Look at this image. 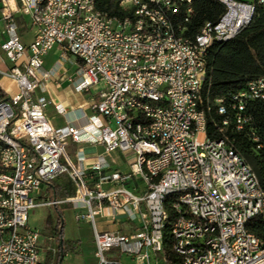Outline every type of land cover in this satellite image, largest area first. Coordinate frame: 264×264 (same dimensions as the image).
<instances>
[{
    "label": "built area",
    "instance_id": "built-area-1",
    "mask_svg": "<svg viewBox=\"0 0 264 264\" xmlns=\"http://www.w3.org/2000/svg\"><path fill=\"white\" fill-rule=\"evenodd\" d=\"M115 1L125 21L101 22L87 13L86 0L0 1L6 38L0 47V136L14 143V152L0 150V264H47L29 214L59 205L39 203L38 197L65 175L88 212L77 221L93 226L98 264H121L112 262L116 254L134 264H208L212 253H219L217 264H264V183L229 141L204 135L202 98L206 50L248 29L264 13V0H218L225 13L203 37L186 36L182 25L174 24L190 23L194 0ZM136 12L147 16L149 26L128 21ZM26 18L34 32L30 47L21 44ZM166 27H173V37H166ZM55 48L63 59L75 61L79 83L68 101L76 122L59 129L45 114L46 100L36 96L53 77L44 65ZM185 88H195L198 98L185 96ZM97 89V101L83 98L82 93ZM138 99H147V106H138ZM229 100L232 118L225 123L259 144L247 107L264 102V78ZM222 103L216 101L220 108ZM195 105H202L201 114H194ZM57 111L67 115L63 108ZM140 133L163 140L164 149L141 143ZM69 143L103 148L89 170L93 190L81 166L86 157L78 154L73 165L66 153ZM145 150H153V157H145ZM116 153L125 157L129 175L111 170L106 156ZM140 165H148L154 180L138 176ZM136 181L142 185L140 196ZM170 194H183V202L171 206L178 220L170 235H175L176 253H186L185 263H172L157 252L158 226L168 223L160 201ZM105 208L114 222L121 217L133 225V233L99 232L96 219ZM254 221L261 223L262 238L248 236Z\"/></svg>",
    "mask_w": 264,
    "mask_h": 264
},
{
    "label": "trees",
    "instance_id": "trees-1",
    "mask_svg": "<svg viewBox=\"0 0 264 264\" xmlns=\"http://www.w3.org/2000/svg\"><path fill=\"white\" fill-rule=\"evenodd\" d=\"M96 10L119 21L127 17L115 0H96ZM224 13L225 8L218 0H194L193 15L190 23L185 26L188 30L186 36L198 34L207 24L216 25ZM174 24L178 26L183 22L180 19ZM261 78H264V13H259L250 27L230 43L214 44L208 50L202 92L203 110L207 119V137L213 141L223 139L229 141L246 159L260 182L264 183V102L253 103L247 107V114L253 121L259 144L253 143L247 132L238 133L233 123L225 128L223 134L219 133L218 130L224 117L218 114L215 104L216 101L223 100L225 107L230 108V95L242 92L248 84ZM0 101H3L1 97ZM229 117L231 119L232 115ZM259 146L262 147L260 150ZM57 201L58 198L55 196V202ZM53 208L57 215L53 233L59 243L54 262L61 264L69 253H74V247L64 242L62 213L58 210V206ZM167 209L172 223L174 216L169 206ZM47 225H51V222L49 221ZM251 228L257 237H263V229L259 221H254ZM170 233L169 227L165 234V250L169 255L172 245ZM51 262L53 261L49 259L47 264Z\"/></svg>",
    "mask_w": 264,
    "mask_h": 264
},
{
    "label": "crops",
    "instance_id": "crops-1",
    "mask_svg": "<svg viewBox=\"0 0 264 264\" xmlns=\"http://www.w3.org/2000/svg\"><path fill=\"white\" fill-rule=\"evenodd\" d=\"M1 1V0H0ZM21 24L24 22L20 21ZM2 23V22H1ZM4 26V24L2 23ZM4 28L2 29L3 31L1 32L0 35V47L6 40L4 36ZM31 31L32 32V39L34 40V32L31 30L30 25L24 24V28L21 30V39L24 36V32L26 31ZM54 51V50H53ZM52 51V52H53ZM51 52V53H52ZM51 53L48 55V57L45 59V65H44V70L47 73H53V77L50 78L45 82V84L42 86V89L37 93V98L40 99H45L47 100L49 106L45 108V114L51 123V125L54 128H62L68 124H71L73 122H76L77 115L71 113V108L69 105V99L77 94V90L79 87V83L76 80V73H77V65L75 61L71 58H62L60 50L57 49L54 53V60L55 63L52 65L50 69H46V66L48 65L47 61ZM84 98V96H83ZM85 99V98H84ZM98 97L95 99L91 97V95L88 96V99L86 101L94 102L97 101ZM58 108H63L65 112L67 113L66 116H61L59 112L57 111ZM69 145V144H68ZM70 146H72V153L74 157V162L73 165L77 166V155L82 153L86 157V163L82 164L81 166L87 170V176H88V189L93 190L94 189V184L90 181V166L93 162V159L96 156H101L104 154V150L100 146H94L88 143H84L81 145H75L73 143H70ZM68 148V147H67ZM122 155L120 153H116L110 156H106L107 162L111 166V170L113 172L120 173L122 175H129L130 174V169L127 166L126 162L122 160ZM68 181V182H67ZM136 184V195L140 196L142 195V185L139 184L138 181L135 182ZM107 190V188H106ZM46 192L48 194L53 195V201L55 202V196L58 198V194H61V200L64 199V201L68 202L69 204L73 205V211L76 216V221H77V216L79 215H87V210L84 207V205L80 202V194L79 191L76 187L75 184H73L69 178L66 180H63L60 183H57V180L46 186L42 192ZM107 191H111V189H108ZM42 192L40 196L38 197L39 203L43 200L42 198ZM56 194V195H55ZM68 197V198H65ZM78 200V202H77ZM61 201V202H64ZM47 209V208H45ZM111 212L105 208L103 210L102 217L99 219V227H97V230L99 232H107V233H112V234H118L121 236H128L133 233L134 227L133 225L127 223L126 221L120 220L121 217L118 218L115 222L110 219ZM130 227L132 229H130ZM93 236H94V230H93ZM77 249V250H76ZM95 252V245L93 248ZM74 253L79 254V249L77 246H74ZM56 252L53 253V256L55 257ZM95 256V253H94ZM51 256L49 255L46 256L47 263L49 262V259Z\"/></svg>",
    "mask_w": 264,
    "mask_h": 264
},
{
    "label": "rangeland",
    "instance_id": "rangeland-1",
    "mask_svg": "<svg viewBox=\"0 0 264 264\" xmlns=\"http://www.w3.org/2000/svg\"><path fill=\"white\" fill-rule=\"evenodd\" d=\"M240 2H246L247 0H237ZM25 24L29 25V19H25ZM4 26L0 22V35L3 31L2 29ZM24 36L22 37L21 44L24 47H30V45L33 43L32 39V32L26 31L24 32ZM58 48H55L54 51L51 53V55L48 58V65L46 66V69H50L52 65L55 63L54 60V53ZM100 91V89L92 90L91 97H94L95 99L98 96H95ZM85 100L88 99V96L85 93H82ZM47 102V100H46ZM48 104V102H47ZM49 106V104H48ZM72 146H70V143L68 145V148L66 150V153L71 161L74 162V157L72 153ZM122 160L125 162V157H122ZM66 168L69 169L68 165H66ZM68 178V175L63 176L62 178H59L57 180V183L62 182L63 180H66ZM68 182V181H67ZM42 198L43 200L41 203H50L52 202L53 195L48 194L45 191L42 192ZM61 194H58V210L62 213L63 218V224H64V231H63V240L68 245L77 246L79 249V254L75 253H69L64 259L61 264H98L97 260L94 256V238H93V226L90 222L86 220H81L80 222L76 221V216L73 211V205L69 204L68 202L60 201ZM53 203V202H52ZM57 220V215L53 207L45 208H37L35 210L30 211L29 214V227L33 230H36L40 235V242H39V248L40 252L43 256H51V262L50 264H56L55 257L53 256V253L56 252L58 249L59 243L57 242V239L53 233V230L55 228V223ZM99 218L96 219L97 227H99ZM51 222V225H47L48 222ZM130 229H132L130 227ZM77 250V249H76ZM116 254V253H115ZM114 254V255H115ZM112 262H117L121 264H134L132 263L131 259L128 257H120L119 254H116L113 258H111Z\"/></svg>",
    "mask_w": 264,
    "mask_h": 264
},
{
    "label": "bare ground",
    "instance_id": "bare-ground-1",
    "mask_svg": "<svg viewBox=\"0 0 264 264\" xmlns=\"http://www.w3.org/2000/svg\"><path fill=\"white\" fill-rule=\"evenodd\" d=\"M121 10L125 13L122 6H120ZM86 11L91 16H95L97 18H101V22H115L117 19H111L107 15L102 14L96 10V0H86ZM126 14V13H125ZM124 18L121 21H125ZM119 21V20H117ZM128 21H136V26H149V19L147 16H143V12H136L133 14H128ZM189 22H183L182 30L183 32H188L185 27ZM211 24H207L203 27V29L196 35L195 37H203L206 34L207 28H209ZM166 37H173V27H166ZM234 39L227 40H219L216 41L215 44H228ZM211 44L210 47L206 50V57L208 54V50L213 46ZM206 57H204V79H205V69H206ZM185 96H189L190 98H198V91L195 88H185ZM216 104V103H215ZM138 106H147V99H138ZM218 114L224 117L221 127H219V133L223 134L225 128H228L231 124H226L225 121H231L230 115H232L231 105L230 108L225 107V104L222 103L220 108L219 105H216ZM202 113V105L194 106V114ZM205 119V128L204 135L207 136V119L204 112ZM235 130L238 131L236 125L233 124ZM208 138V137H207ZM140 141L141 143H148V145L152 148H156V150L164 149V141L157 137H150L148 133H140ZM0 150L6 152H14V143L8 142V140L3 139L0 136ZM240 157H242L239 154ZM145 157H153V150H145ZM138 176L140 178H147V180H154V173H150L148 170V165H140L138 167ZM183 202V194H170L167 197H163L160 201V214L163 216V221H168V223H162L158 226V237H157V252L161 255L162 259H168L172 263H185L187 262L186 253H176V247L171 246L170 255L167 254L165 250V234L167 229L170 227L171 233H175L176 231V220H178V212L176 207H171L172 205H176L177 203ZM167 206L170 207V211L174 216V220L170 222V214L167 209ZM170 233V234H171ZM248 236L257 237L252 229H248ZM172 243H175V235H171ZM172 259V260H170ZM219 262V253H212L208 258V264H217Z\"/></svg>",
    "mask_w": 264,
    "mask_h": 264
}]
</instances>
